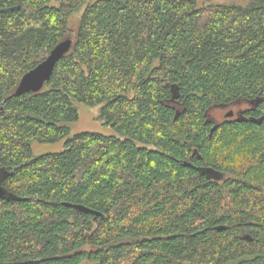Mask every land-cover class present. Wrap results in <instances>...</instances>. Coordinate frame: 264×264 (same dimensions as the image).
I'll return each mask as SVG.
<instances>
[{"label":"trees","instance_id":"trees-1","mask_svg":"<svg viewBox=\"0 0 264 264\" xmlns=\"http://www.w3.org/2000/svg\"><path fill=\"white\" fill-rule=\"evenodd\" d=\"M243 2L0 0V264H264V0ZM76 102L122 138L67 137Z\"/></svg>","mask_w":264,"mask_h":264},{"label":"rangeland","instance_id":"rangeland-1","mask_svg":"<svg viewBox=\"0 0 264 264\" xmlns=\"http://www.w3.org/2000/svg\"><path fill=\"white\" fill-rule=\"evenodd\" d=\"M244 3L243 0H197L198 5H204L208 3ZM78 113V118L74 121L64 123L69 128L67 137L73 136L79 132H95L106 136H117L122 138L109 124L105 123L103 119L99 117L101 104L88 105L83 102L75 103ZM229 109L238 110L234 106L218 108L212 111L211 117L216 122L222 121L225 117L224 114ZM66 138L51 143H40L33 141L31 143L32 156H38L45 153L59 152L65 148L64 142ZM79 264H93L92 261L84 260Z\"/></svg>","mask_w":264,"mask_h":264},{"label":"water","instance_id":"water-1","mask_svg":"<svg viewBox=\"0 0 264 264\" xmlns=\"http://www.w3.org/2000/svg\"><path fill=\"white\" fill-rule=\"evenodd\" d=\"M71 43V39H64L57 43L41 62L21 76L13 94L21 95L23 93L39 91L50 78L56 63L69 51ZM233 114L234 111L229 109L225 112L224 117H232ZM7 196V190L3 186L2 178L0 177V198Z\"/></svg>","mask_w":264,"mask_h":264},{"label":"flooded vegetation","instance_id":"flooded-vegetation-1","mask_svg":"<svg viewBox=\"0 0 264 264\" xmlns=\"http://www.w3.org/2000/svg\"><path fill=\"white\" fill-rule=\"evenodd\" d=\"M233 111H234L233 116L232 117H229V118H235L237 116L238 110L237 109L236 110L233 109ZM224 119H226V117Z\"/></svg>","mask_w":264,"mask_h":264}]
</instances>
